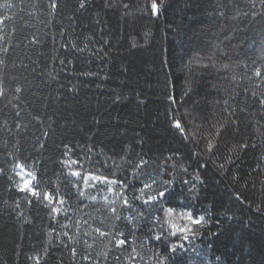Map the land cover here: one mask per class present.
<instances>
[{
	"label": "trees",
	"instance_id": "1",
	"mask_svg": "<svg viewBox=\"0 0 264 264\" xmlns=\"http://www.w3.org/2000/svg\"><path fill=\"white\" fill-rule=\"evenodd\" d=\"M0 264H264V0H0Z\"/></svg>",
	"mask_w": 264,
	"mask_h": 264
},
{
	"label": "snow or ice",
	"instance_id": "2",
	"mask_svg": "<svg viewBox=\"0 0 264 264\" xmlns=\"http://www.w3.org/2000/svg\"><path fill=\"white\" fill-rule=\"evenodd\" d=\"M53 6L55 7V4H53ZM152 11L154 13H157L159 12V7H158V4L157 3H153L152 6ZM256 75H260V72L259 70H257V73ZM176 127L177 128H180V124L179 122L176 123ZM209 147H211V145H209ZM65 163H68V161H65ZM71 163L75 164L77 163L76 161H71ZM27 177H30L29 178H23L22 179V182L17 185L18 189L20 191H23V192H28V193H31V195L33 197H41L43 198V200L45 201H48L49 204H51L54 200V197L52 195V193L50 192H38L36 190V188H34L32 186L33 184V181L36 180V176L33 174V172H27L26 173ZM71 175L72 176H75V177H79L81 176V173L79 171H73L71 172ZM89 179L91 180H103L105 182H107V177H97V176H93L91 173H89L88 175L84 176V181L85 183H87L89 181ZM111 190V189H109ZM166 195L165 192L161 191L158 193V196L159 197H164ZM150 199H155L154 197L150 198ZM60 204L63 203V199H61L59 201ZM127 203V201L125 200V204ZM61 209L60 208H53L52 211L53 212H59ZM172 210L169 209V212H171ZM183 217L189 222L188 224H185L184 226H178L177 224L173 223L171 225V228L173 229V232H172V235H176L177 232L183 234V240L184 241H187L189 239V235L188 233H191L192 232V227L191 225H200L202 222H204L205 218L203 216H200L198 218H194L192 213H186V214H182ZM157 239H160V237H157ZM120 243H123V241H120ZM177 246L176 245H172V248L175 249ZM180 247H183V245H180Z\"/></svg>",
	"mask_w": 264,
	"mask_h": 264
},
{
	"label": "rangeland",
	"instance_id": "3",
	"mask_svg": "<svg viewBox=\"0 0 264 264\" xmlns=\"http://www.w3.org/2000/svg\"><path fill=\"white\" fill-rule=\"evenodd\" d=\"M174 223L177 224L178 226H182V225H180V223L177 220H175Z\"/></svg>",
	"mask_w": 264,
	"mask_h": 264
}]
</instances>
